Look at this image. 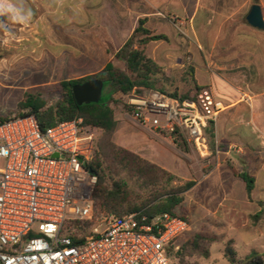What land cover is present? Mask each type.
I'll list each match as a JSON object with an SVG mask.
<instances>
[{"label":"rangeland","instance_id":"1","mask_svg":"<svg viewBox=\"0 0 264 264\" xmlns=\"http://www.w3.org/2000/svg\"><path fill=\"white\" fill-rule=\"evenodd\" d=\"M164 5L163 1L150 5L146 0H26V7L33 12L29 23H13L7 17L2 18L6 26L0 29V116L17 114L28 91H40L53 99L56 97L52 92L58 83L102 70L132 35L139 19L146 18V11L161 10L167 17L173 14L177 21V9L172 6L165 10ZM176 21L167 18L151 29L167 39L152 41L147 52L165 73L158 85L160 89L193 96L194 83L187 77L193 67L188 59V32L185 25L177 27ZM116 64L123 67L122 63ZM196 78L201 83L205 81V76ZM117 99L120 101L114 106L119 122L117 132L124 139L118 144L115 137L116 144L146 155V143L160 142L162 149L156 147V156L168 162V166L184 169L185 164L188 178L179 177L181 181L174 185L196 182L178 209L188 219L189 229L176 246L180 248L197 234L209 236L214 239L210 257L190 256L183 262L172 258L171 264H230L224 258L229 241L233 242L231 245L239 258L257 251L264 260V219L258 222L252 219L260 210L259 201L264 200V152H238V147L223 152L215 139L216 150L210 148V154L201 155L193 146L184 148L172 140L170 133L146 126L127 113L124 95H117ZM259 131L264 137V128ZM101 136L99 129L95 140L99 141ZM263 137L258 141H263ZM243 171L256 180L252 199L247 196L243 180L235 175ZM104 229L102 226L100 231Z\"/></svg>","mask_w":264,"mask_h":264},{"label":"built area","instance_id":"2","mask_svg":"<svg viewBox=\"0 0 264 264\" xmlns=\"http://www.w3.org/2000/svg\"><path fill=\"white\" fill-rule=\"evenodd\" d=\"M146 126L181 136L201 155L204 130L218 114L209 90L181 100L157 91L124 96ZM99 129L83 118L42 131L33 115L0 123V264H170L186 220L170 214L110 215L79 244L63 234L69 220H92L98 181L89 164ZM104 226L105 229L100 231Z\"/></svg>","mask_w":264,"mask_h":264},{"label":"trees","instance_id":"3","mask_svg":"<svg viewBox=\"0 0 264 264\" xmlns=\"http://www.w3.org/2000/svg\"><path fill=\"white\" fill-rule=\"evenodd\" d=\"M147 18L139 19L138 25L132 35L113 54V60L92 75L58 83L53 90L56 98L46 97L40 91H28L14 116H0V123L15 118L33 115L36 117L42 131L59 122L83 118L86 125L96 127L102 131L100 140L94 141L93 159L89 164L98 181L92 196L94 216L92 220H69L63 227V234L69 236L74 243L85 241L99 220L110 215L123 217L132 213H139L152 219L161 214H170L187 220L179 214L178 209L185 199V194L195 185V181H186L181 186L174 183L181 181L171 171L158 164L143 158L139 154L128 150L115 142L118 130V120L115 115V105L120 103L117 95H129L133 91L143 94L146 90L157 91L181 100L196 99L199 92L204 89L199 86L194 68L187 73L194 83L195 95H178L167 93L158 85L163 82L165 73L162 67L148 54L147 47L152 41L166 40L163 34H154L146 26ZM116 62L122 63L120 67ZM88 81H99L106 87L100 102L80 105L74 94V87ZM104 90V89H103ZM125 110L133 114L131 107L124 104ZM211 150H216L215 121H209L204 130ZM174 142L184 148L188 147L185 140L179 136ZM236 177L243 180L249 199H252L256 180L247 171L235 172ZM260 210L252 216L254 222L264 219V200L259 201ZM179 239L172 242L175 247ZM214 239L197 234L185 241L178 250H172L170 259L185 261L190 256L210 257V245ZM229 241L225 247L224 258L230 264H264L262 255L252 251L244 258H239L238 252ZM171 264V263H170Z\"/></svg>","mask_w":264,"mask_h":264},{"label":"crops","instance_id":"4","mask_svg":"<svg viewBox=\"0 0 264 264\" xmlns=\"http://www.w3.org/2000/svg\"><path fill=\"white\" fill-rule=\"evenodd\" d=\"M146 1L150 5L163 1L165 10L172 6L177 9V21L173 14L167 17L161 10L146 11V24L153 29L169 18L176 21L177 27L185 25L190 49L188 59L195 79L199 86L209 90L218 105L214 121L216 140L222 151L229 153L238 147V152L263 153L264 137L263 141L258 140L262 138L259 129L264 128V28L248 24L247 16L257 4L264 19V0ZM171 1L176 3L170 4ZM2 18L0 29L6 26ZM196 76H205V81L201 83ZM119 133H116L117 142L122 144L124 138ZM160 145L154 141L146 143V155L134 152L187 179L185 164L184 169L168 166V162L156 156V147L162 149Z\"/></svg>","mask_w":264,"mask_h":264},{"label":"water","instance_id":"5","mask_svg":"<svg viewBox=\"0 0 264 264\" xmlns=\"http://www.w3.org/2000/svg\"><path fill=\"white\" fill-rule=\"evenodd\" d=\"M247 22L251 26L259 29L264 28V19L262 9L259 5H253L250 13L247 16ZM104 84L99 81H88L83 84H78L74 87V94L77 102L80 105L98 103L103 96ZM93 173H95L92 170Z\"/></svg>","mask_w":264,"mask_h":264},{"label":"clouds","instance_id":"6","mask_svg":"<svg viewBox=\"0 0 264 264\" xmlns=\"http://www.w3.org/2000/svg\"><path fill=\"white\" fill-rule=\"evenodd\" d=\"M32 16V10L26 7V0H0V17H7L13 23L27 24Z\"/></svg>","mask_w":264,"mask_h":264}]
</instances>
